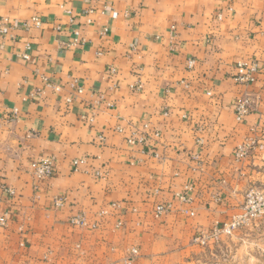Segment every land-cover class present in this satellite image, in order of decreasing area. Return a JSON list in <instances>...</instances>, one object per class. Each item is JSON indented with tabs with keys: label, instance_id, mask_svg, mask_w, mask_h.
Listing matches in <instances>:
<instances>
[{
	"label": "crops",
	"instance_id": "0c3cea01",
	"mask_svg": "<svg viewBox=\"0 0 264 264\" xmlns=\"http://www.w3.org/2000/svg\"><path fill=\"white\" fill-rule=\"evenodd\" d=\"M0 33V264L180 263L264 192V0H0Z\"/></svg>",
	"mask_w": 264,
	"mask_h": 264
},
{
	"label": "built area",
	"instance_id": "2783aa9c",
	"mask_svg": "<svg viewBox=\"0 0 264 264\" xmlns=\"http://www.w3.org/2000/svg\"><path fill=\"white\" fill-rule=\"evenodd\" d=\"M112 16L115 17L116 13L113 12ZM34 26H40L42 24L41 20L38 19L37 17H33L30 19V21H25L22 23V26L24 27H29L30 25ZM59 27H57L58 29ZM107 29L104 28L102 30V33H106ZM73 32V39L70 42V45H75L78 43V35L79 32L77 29L72 30ZM0 36L2 34L0 33ZM24 58H28L27 54H23ZM192 61L190 60L188 62L189 67L192 66ZM258 71V65L254 61H239L235 65V73L233 74V81L238 84V85H247L249 83H252L255 81V74ZM76 92L80 93L82 90L79 86H76L75 88ZM69 101V99H68ZM252 106V99L247 96L243 95L239 99H237L234 104H233V111L235 114V117L238 121L243 119L251 110ZM144 127L147 128V125ZM153 135L157 136V133L153 132ZM128 143L132 144L135 143V138L131 137L128 140ZM137 141L139 143H144L145 142V137L140 136L137 138ZM252 141L245 142L242 145L237 147L236 150V156L237 157H243L246 155V152L248 148L252 145ZM81 162V160H74L72 162V165L74 168ZM33 168V174L37 178H42V177H50L54 173L53 169V162L51 158H41L37 161H35L32 165ZM188 188H186V191ZM3 194H13V190L10 188H5L2 185H0V196ZM179 197L183 200H188V196L186 194H180ZM60 199L56 200L57 204H60ZM168 208L167 204H157L154 209V215L155 217H159L162 215L166 209ZM264 216V193L257 191L256 189L250 188L245 192L244 195V202H243V209L240 214L234 215L232 219L225 223L221 227H214L210 232L207 231H201L199 232L195 237L194 241H199L206 237L207 235L214 233H230L231 230H233L236 226H239L243 223H248L251 222L259 217ZM69 222L72 225L75 226H86L87 222L82 215H75L69 218ZM7 224V218L6 215L3 214L0 216V226H6ZM94 226V225H93ZM137 253V250L135 248L131 249V254L134 255Z\"/></svg>",
	"mask_w": 264,
	"mask_h": 264
},
{
	"label": "rangeland",
	"instance_id": "374dc122",
	"mask_svg": "<svg viewBox=\"0 0 264 264\" xmlns=\"http://www.w3.org/2000/svg\"><path fill=\"white\" fill-rule=\"evenodd\" d=\"M242 209L243 203L238 214L242 212ZM233 216L221 226L229 222ZM192 241L194 246L189 254L180 263L174 264H264V216L236 226L230 233L211 232L197 242L194 239Z\"/></svg>",
	"mask_w": 264,
	"mask_h": 264
}]
</instances>
